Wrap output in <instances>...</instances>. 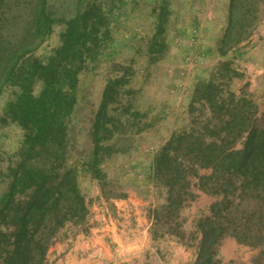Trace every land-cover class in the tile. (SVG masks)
<instances>
[{"label":"trees","instance_id":"trees-1","mask_svg":"<svg viewBox=\"0 0 264 264\" xmlns=\"http://www.w3.org/2000/svg\"><path fill=\"white\" fill-rule=\"evenodd\" d=\"M236 2L230 1L220 40L224 56L240 42L231 34ZM246 2L255 14L264 0ZM73 6L60 17L52 0H0V97L15 88L5 113L26 132L0 196V264H49L66 227L86 224L89 216L79 165L68 159L70 120L80 75L99 58L109 17L97 2L75 0ZM249 9L244 21L252 24ZM58 23L65 24L60 44L36 55ZM121 70L106 84L92 119L86 167L98 180L101 164L155 127L136 107L134 67ZM219 80L214 75L196 85L187 115L152 157L147 179L165 190L152 213L153 235L194 248L193 264H222L219 247L227 237L258 250L251 264H264V115L250 96ZM200 192L218 200L190 224L184 210Z\"/></svg>","mask_w":264,"mask_h":264},{"label":"rangeland","instance_id":"rangeland-1","mask_svg":"<svg viewBox=\"0 0 264 264\" xmlns=\"http://www.w3.org/2000/svg\"><path fill=\"white\" fill-rule=\"evenodd\" d=\"M89 1L103 6L108 13L109 22L107 28L103 30V45L99 50V58L88 64L80 75L79 103L72 121L70 120L72 142L68 148L69 161L79 165L80 188L88 201L89 216L86 224L78 226L69 224L66 227L59 241L50 250L49 264H72L67 256L79 237H94L101 228L106 229L111 221L121 219L117 201L124 198L126 191L131 188L146 190L145 179L150 172L151 160L160 148L153 146L154 142L149 138L152 134H148L150 130H147L139 137H135L134 142L126 148L125 152L101 164L102 174L104 173L101 179L91 176L90 170L86 167V164L90 163L93 152L91 124L108 81L114 76L121 75L122 67L133 66L136 77L132 79V85L138 91L136 107L141 113L146 114V124L161 125L167 115L173 113L176 115V112L171 109L172 103L166 98L167 91L164 89V84L167 83V77L176 70V61L179 58L183 59L188 50L193 51L191 48L194 39L189 37L188 32L192 23L189 19L180 20L184 17L182 7L174 0H162V3L157 0L151 3L149 0ZM230 1L218 0L219 21L222 17L221 8L224 9L225 4ZM245 1L237 0L235 4V22L231 31L234 41L240 42L228 49L226 59L214 61L216 63L214 71L208 78H202L196 82L195 87L199 82L206 81L215 75L217 79H220L219 81L229 82L236 93L244 92L250 96L259 110V115L262 116L264 115V35L258 37L256 34L264 21V3L260 5L257 13L255 11L254 14L253 11L252 14L251 3H245ZM74 2L75 0H52L60 17L66 14L67 9L70 12L73 11ZM247 9L250 11L249 18L254 21L252 24L244 21L248 14ZM181 21L184 22L181 23ZM183 26L184 35L180 36L178 31L182 30ZM64 29L65 24H56L53 33L36 51V55L44 56L57 47ZM208 58L210 60L211 56ZM145 61L150 64L148 65ZM14 91L15 88L8 87L0 97V196L6 191L9 166L18 162V154L26 134L21 127L6 117L5 110L13 98ZM178 124L179 122L176 121L173 132ZM240 147L239 144L238 148ZM156 192L157 201H159L157 206H159L164 203L162 200L165 199V190L156 188ZM217 200L218 198L209 196V200L202 203V207L207 205V208L193 213L190 208L196 202L195 200L184 210V215L190 217L191 224L194 216L208 212L209 207ZM154 209L150 212L152 221ZM152 226L150 233L155 240L167 238L178 241L171 236L154 237ZM227 238L222 241L220 247ZM109 241L113 255L109 264H164L159 254L152 249L139 253H134L133 248L123 251L118 250L119 245L116 239L110 236ZM155 247L157 246L154 245L153 248ZM220 247L219 260L224 264ZM192 250L196 252L194 248ZM258 252V250H248L244 255L247 260L239 264H251Z\"/></svg>","mask_w":264,"mask_h":264},{"label":"crops","instance_id":"crops-1","mask_svg":"<svg viewBox=\"0 0 264 264\" xmlns=\"http://www.w3.org/2000/svg\"><path fill=\"white\" fill-rule=\"evenodd\" d=\"M149 1L151 3L153 0ZM174 1L182 7L184 17L180 20L187 21L189 19L192 23L188 32L189 37L194 39V43L191 48L193 51L188 50L183 59L179 58L176 61V70L172 71V74L167 77V83L164 84V89L167 91L166 98L172 103L171 109L176 112V115L174 113L167 115L166 120L161 125L155 126L149 131L148 134H152L149 138L154 142L153 146L157 148L169 140L176 121L180 122L187 115V106L194 92L195 83L211 75L210 73L214 71L216 64L214 61L219 62L224 58L226 59V56L222 55L219 50L222 31L226 29L228 24L230 2L225 4L224 9L221 8L222 17L219 21L217 18L220 11V8L217 7L218 0ZM157 2L162 3V0H157ZM178 33L180 36L184 35V26ZM259 35H264V21L256 34L258 37ZM210 56L209 60L208 57ZM145 63L147 62L145 61ZM178 117L179 119H177ZM140 146L142 147V145ZM148 179H145L147 185L145 191L131 188L126 191L124 198L117 201L121 219H117L115 222L110 220L111 225L108 224L106 229L101 228V231L94 234V237H79L75 241L67 256L70 263L109 264L113 258L110 236L118 242V250L126 251L133 248L134 253H139L152 249L159 254L160 260L164 264L194 263L196 252L192 248L167 238L159 240L152 238L150 228L153 221L150 212L159 204V201H157L156 187ZM207 200H209V196L200 192L196 202L190 208L192 209L191 212L197 213L205 207L207 208V205L202 207V203ZM154 245L157 246L155 249L153 248ZM248 250L251 248L240 245L234 238H227L220 247L224 264H239L241 261H246L247 257L244 255L247 254Z\"/></svg>","mask_w":264,"mask_h":264}]
</instances>
